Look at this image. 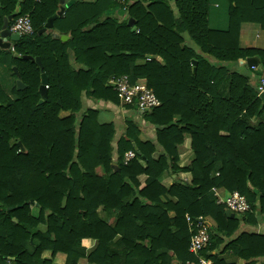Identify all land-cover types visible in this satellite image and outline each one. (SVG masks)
<instances>
[{
    "label": "trees",
    "instance_id": "16d2710c",
    "mask_svg": "<svg viewBox=\"0 0 264 264\" xmlns=\"http://www.w3.org/2000/svg\"><path fill=\"white\" fill-rule=\"evenodd\" d=\"M224 1L223 30L208 25L210 0L76 2L53 21V37L37 32L58 0H0V29L15 14L8 26L27 15L33 31L0 51V65L14 80L15 67L24 86L8 93L0 86V264H51L56 254L66 264H196L189 241L206 217L215 227L202 258L226 264L218 255L229 252L242 264H264V235L252 232L264 223L260 74L227 70L249 57L264 69V51L238 47L241 23L264 30V0ZM116 9L124 11L122 21L113 17ZM24 56L37 58L41 71ZM41 74L47 88L38 104ZM120 76L150 89L159 106L142 115L125 106L135 119L100 124L85 102L118 108L106 83ZM145 126L152 137L141 142ZM186 140L192 157L179 167ZM164 173L174 176L168 188L159 182ZM214 190L237 193L248 211L230 219ZM88 239L96 245L85 254Z\"/></svg>",
    "mask_w": 264,
    "mask_h": 264
},
{
    "label": "crops",
    "instance_id": "0c3cea01",
    "mask_svg": "<svg viewBox=\"0 0 264 264\" xmlns=\"http://www.w3.org/2000/svg\"><path fill=\"white\" fill-rule=\"evenodd\" d=\"M173 7V4H171ZM226 9L227 4L224 0H210L209 9H208V25L211 29H218L223 30L226 28L227 25V18H226ZM114 17V12H113ZM46 34H52L53 37H57L58 33L55 30H46ZM66 37V36H61ZM68 37H66L65 40H67ZM238 47L240 49H254V50H261L264 51V30L260 27L259 24L256 23H241L239 27V34H238ZM3 49H0V51ZM212 64L217 65L216 61L212 59ZM73 68H76L75 65H73ZM227 70L231 73H240L243 75H250L251 79L255 77L253 72H257L254 69H250L246 66L245 62H237L230 65H227ZM258 73V72H257ZM260 74V73H259ZM261 78V74H260ZM15 81L12 77H10L9 73L6 71L5 66L0 65V85H15ZM258 82V81H257ZM255 83V85L257 84ZM86 107H90L92 109H97V121L100 124H108L112 123L115 126H119L123 124L124 120H132L135 119L132 112L127 111L124 109V107H121L119 105L118 108H115L113 106H110L108 104H103L102 102H93V101H86L85 102ZM119 124V125H118ZM147 127V128H146ZM145 128L141 129V134L139 135V140L141 142H146L151 140V128L149 126H146ZM159 153L155 152L152 155L153 159H157ZM192 157V152L189 149V141L186 140L183 144L182 149L180 150L179 155V161L178 166L179 167H185L188 165ZM179 177H181L184 181L189 179V176L186 174H182ZM173 175H168L164 173L160 179L159 182L162 186L168 188L173 183ZM140 182H143L145 180L144 176H140L138 178ZM216 195L222 196L226 192L223 190H215ZM32 215H37V210H34V213L32 211ZM170 217L173 216L172 213L169 214ZM204 226L207 228V230L210 228L215 227L214 222L209 217L204 218ZM39 231H43L44 227L39 226ZM252 232L255 234H262L264 235V223H260L256 226V228H252ZM96 242L94 240L88 239L85 240L82 243L83 248L85 249V254H88L90 251H92L95 248ZM222 246L219 247V251H221ZM42 258L46 260H50V253L44 252L42 254ZM218 259L222 260L226 264H242V260L238 259L237 257L233 256L229 252L220 253L218 255ZM51 264H66V258L63 254H56L53 258H51ZM79 264H90L87 262L86 258H81L79 260Z\"/></svg>",
    "mask_w": 264,
    "mask_h": 264
},
{
    "label": "built area",
    "instance_id": "2783aa9c",
    "mask_svg": "<svg viewBox=\"0 0 264 264\" xmlns=\"http://www.w3.org/2000/svg\"><path fill=\"white\" fill-rule=\"evenodd\" d=\"M118 4L123 5L125 0H113ZM10 34L22 36H30L32 34L31 22L27 15L16 18L10 26L7 27ZM10 42L9 50L12 51V44ZM254 69V68H252ZM255 70V69H254ZM107 87L117 94L119 104L121 107L129 106L134 108L137 112L149 111L159 106V101L156 99L153 92L144 85H132L126 76L111 77L107 80ZM47 88V87H45ZM255 90L258 96L264 97V79L259 78L255 85ZM132 157V153L126 155V160ZM216 203L223 205L230 213L234 215H241L248 211V205L245 199L237 193H226L222 196L216 195ZM187 221H190L186 217ZM204 219L198 218L195 224L196 231L191 237L188 246V252L197 257L196 264H213L210 260L202 258L199 254L202 252L204 246L208 243V231L204 226ZM184 264H191L189 261Z\"/></svg>",
    "mask_w": 264,
    "mask_h": 264
},
{
    "label": "water",
    "instance_id": "95a60500",
    "mask_svg": "<svg viewBox=\"0 0 264 264\" xmlns=\"http://www.w3.org/2000/svg\"><path fill=\"white\" fill-rule=\"evenodd\" d=\"M86 1H91V0H58V10L57 12L52 15L51 17H49L43 28L41 30H39L37 32V34H42L45 33L46 30H50L52 28V23L53 21L58 18L61 17L63 15V13L66 11V9H68L70 6H72L73 4H75L76 2H86ZM15 14L10 15L6 18L3 19L2 21V26L0 29V49L3 50H7L9 48L10 42H17L19 40V37L17 35H13L10 34L7 30L8 27V22L11 21L13 19ZM127 26L131 29V31L133 32L135 30L134 27V22L132 19H128L127 20ZM66 37H60V40H65ZM15 57H18L17 55H15ZM24 60H32L40 69L41 71V66L39 63V60L37 58H30V57H22ZM245 64L248 68H254L258 73L261 74V78L264 79V69L262 67V65L259 63V59H257L256 57H249L247 59H245ZM194 64V63H193ZM12 71L16 77V81H15V85H16V90L20 91L24 89L23 84L21 83L20 79H19V75L16 72L15 67L12 68ZM194 71V69H193ZM46 78L43 74H41L40 76V85L38 87V93L40 95V99L38 101V104H41L43 102V100L46 98ZM263 106H264V97L263 96H259ZM138 115H142V112H138ZM17 145L20 149V151H24L22 145L20 142H17ZM30 204H32V202H30ZM11 209H7V211H10ZM225 215L227 217H229L230 219L234 218V214L230 213L228 210H225ZM14 221V220H12ZM241 264V261H240Z\"/></svg>",
    "mask_w": 264,
    "mask_h": 264
},
{
    "label": "rangeland",
    "instance_id": "374dc122",
    "mask_svg": "<svg viewBox=\"0 0 264 264\" xmlns=\"http://www.w3.org/2000/svg\"><path fill=\"white\" fill-rule=\"evenodd\" d=\"M131 1V0H130ZM171 9H173V7L170 5ZM114 18L122 21L124 18H125V15H124V11L122 9H116L114 11ZM202 57L210 64H212V58H210L209 56H206V55H202ZM1 88L8 93V90L12 87V85H0ZM63 116V115H62ZM119 125V124H118ZM146 127V126H145ZM147 128V127H146ZM152 131V130H151ZM215 191V190H214ZM213 191V195L215 196L216 192ZM226 194V193H225ZM216 197V196H215ZM227 210V209H226ZM31 211H33L34 213V209L32 208Z\"/></svg>",
    "mask_w": 264,
    "mask_h": 264
}]
</instances>
